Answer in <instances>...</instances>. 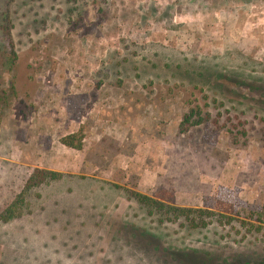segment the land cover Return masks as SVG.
Masks as SVG:
<instances>
[{"label": "rangeland", "instance_id": "obj_1", "mask_svg": "<svg viewBox=\"0 0 264 264\" xmlns=\"http://www.w3.org/2000/svg\"><path fill=\"white\" fill-rule=\"evenodd\" d=\"M0 99V264H264V0H0Z\"/></svg>", "mask_w": 264, "mask_h": 264}, {"label": "trees", "instance_id": "obj_2", "mask_svg": "<svg viewBox=\"0 0 264 264\" xmlns=\"http://www.w3.org/2000/svg\"><path fill=\"white\" fill-rule=\"evenodd\" d=\"M6 35L10 38V29L6 28ZM15 57V56H14ZM1 107V99H0ZM196 118V114L190 111L184 115L180 124L181 133L187 132L190 128L200 126L206 122L208 118ZM62 144L68 148L75 150L81 149V140L78 139L76 134L68 135L62 139ZM61 175L56 172L45 171L36 169L30 175L26 182V189L39 186L46 182L56 181L60 179ZM131 197L140 205H143L150 209H155L165 216H172L174 221L180 219L192 229H204L210 225V223L216 219L220 224L227 223L230 225L237 220L240 215L238 212V206L235 202L228 200H215L213 206L204 209H193L185 207H176L165 204L162 201H158L146 195H142L136 192L131 193ZM19 202L13 203L9 206L1 215L0 221L7 222L12 219L16 214V205ZM21 203V202H20ZM248 220L242 221L241 225L245 228L248 234L260 233L264 227V204L257 211L250 213Z\"/></svg>", "mask_w": 264, "mask_h": 264}]
</instances>
